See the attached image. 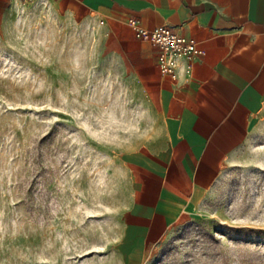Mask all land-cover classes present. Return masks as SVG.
<instances>
[{
  "label": "rangeland",
  "instance_id": "rangeland-1",
  "mask_svg": "<svg viewBox=\"0 0 264 264\" xmlns=\"http://www.w3.org/2000/svg\"><path fill=\"white\" fill-rule=\"evenodd\" d=\"M116 50L46 0L0 13V264H264V121L141 261L119 251L149 113Z\"/></svg>",
  "mask_w": 264,
  "mask_h": 264
},
{
  "label": "crops",
  "instance_id": "crops-1",
  "mask_svg": "<svg viewBox=\"0 0 264 264\" xmlns=\"http://www.w3.org/2000/svg\"><path fill=\"white\" fill-rule=\"evenodd\" d=\"M13 1L0 0V13ZM46 1L101 28L148 109L146 134L121 155L130 190L117 241L127 260L141 261L264 121V0ZM129 17L193 36L201 53L190 73L161 74L157 47L135 37Z\"/></svg>",
  "mask_w": 264,
  "mask_h": 264
},
{
  "label": "built area",
  "instance_id": "built-area-1",
  "mask_svg": "<svg viewBox=\"0 0 264 264\" xmlns=\"http://www.w3.org/2000/svg\"><path fill=\"white\" fill-rule=\"evenodd\" d=\"M127 22L136 38L157 47V67L161 74L176 78L180 67L185 74L190 73L193 61L201 53L193 36L182 34L166 24L146 28L135 17H129Z\"/></svg>",
  "mask_w": 264,
  "mask_h": 264
}]
</instances>
